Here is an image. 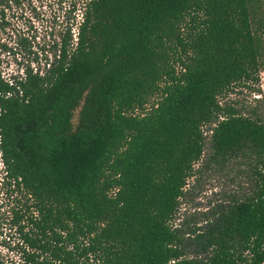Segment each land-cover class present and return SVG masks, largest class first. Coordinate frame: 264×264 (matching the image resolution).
Here are the masks:
<instances>
[{
	"label": "trees",
	"instance_id": "16d2710c",
	"mask_svg": "<svg viewBox=\"0 0 264 264\" xmlns=\"http://www.w3.org/2000/svg\"><path fill=\"white\" fill-rule=\"evenodd\" d=\"M58 3L50 43H0L25 57L0 71V174L18 237L0 264H264V0ZM234 88L260 96L220 101ZM201 157L240 165L247 190L176 225Z\"/></svg>",
	"mask_w": 264,
	"mask_h": 264
},
{
	"label": "rangeland",
	"instance_id": "374dc122",
	"mask_svg": "<svg viewBox=\"0 0 264 264\" xmlns=\"http://www.w3.org/2000/svg\"><path fill=\"white\" fill-rule=\"evenodd\" d=\"M9 5L10 7L4 10V21L8 24L2 27L0 21V43L13 45V41L18 36H27L32 39L34 45L50 43L57 37L64 24L58 0H19L18 5L13 3ZM80 10H77L74 15L76 19L80 17ZM33 47L35 49L36 46ZM23 61L25 62V57L20 49L19 58L14 60L0 47V71L3 76L15 71L18 62L21 67ZM30 65L42 67V62L38 60V62H31ZM20 72L21 69H19ZM259 86L264 101V69L259 72ZM259 96L245 89L234 88L223 95L220 101L230 98L240 103H248L252 97ZM206 128L207 126L203 127L205 130ZM203 157L193 164L195 175L189 177L184 185L185 193L179 199L178 211L172 221L176 225L190 228L201 225L214 205L227 199L231 193L240 194L247 190V179L240 165L224 162L204 167L201 163ZM1 176L2 174H0V258L4 260L10 257L15 258L14 247L18 237L14 233V228L9 226V208L12 201L7 196Z\"/></svg>",
	"mask_w": 264,
	"mask_h": 264
},
{
	"label": "built area",
	"instance_id": "2783aa9c",
	"mask_svg": "<svg viewBox=\"0 0 264 264\" xmlns=\"http://www.w3.org/2000/svg\"><path fill=\"white\" fill-rule=\"evenodd\" d=\"M73 31H74V29H73ZM73 35L75 36V32H73ZM74 39H75V37H74Z\"/></svg>",
	"mask_w": 264,
	"mask_h": 264
}]
</instances>
